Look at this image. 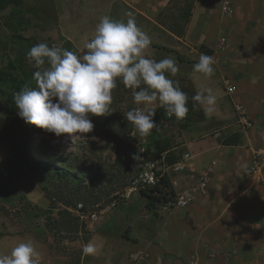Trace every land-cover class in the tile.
Here are the masks:
<instances>
[{
	"label": "crops",
	"instance_id": "1",
	"mask_svg": "<svg viewBox=\"0 0 264 264\" xmlns=\"http://www.w3.org/2000/svg\"><path fill=\"white\" fill-rule=\"evenodd\" d=\"M230 1L232 17L223 13L221 0L196 1L179 38L157 22L171 0H122L159 32L156 47L162 41L166 44L161 48L184 59L183 63L177 59L185 69L178 82H190L195 95H207L211 89L216 97L213 112L198 102L203 121L183 130L177 125L168 132L165 126L160 130L162 138L178 134L172 138L176 142L171 152L180 159L189 155L182 171L168 172L175 196L204 178L209 180L208 192L197 194L186 208L162 204L157 214L146 208V199L138 197L110 218L86 223L91 231L105 229L88 239L86 245L92 243L97 249L87 254L88 264H232L224 255L229 249L230 254L235 249L254 259L264 255V168L260 178L250 175L254 155L264 147V0ZM222 39H226L223 45ZM202 53L214 58L211 77L194 71ZM226 79L236 87L233 95L225 90ZM236 104L244 107L254 128L239 125ZM235 133L241 134V145L221 144L222 137ZM213 162L216 165L208 173ZM158 167L163 169L161 162Z\"/></svg>",
	"mask_w": 264,
	"mask_h": 264
},
{
	"label": "rangeland",
	"instance_id": "2",
	"mask_svg": "<svg viewBox=\"0 0 264 264\" xmlns=\"http://www.w3.org/2000/svg\"><path fill=\"white\" fill-rule=\"evenodd\" d=\"M183 2V0L177 2L178 8L173 10V13H178ZM23 3L25 7L16 9L15 12L18 14H15V17L10 16L14 10L12 7L0 12V70L6 66L8 59L14 58L19 49L14 38L17 34L33 40L36 45L47 43L63 49H67L65 42L71 41L78 51V56H82L87 51L85 44L94 37L96 27L103 16L126 22L129 18L128 13H132L138 27L151 38L146 57L156 61L166 57L173 58L180 70L169 78L180 81L179 79L185 77V69L178 63L175 55L165 54L153 48L159 32L151 24L135 16L122 0H24ZM36 6L39 9L35 12L30 10ZM21 21H25L26 25H20ZM159 42L161 45L166 44ZM32 66L34 67L33 64ZM117 84V88L113 90L110 112L107 116L90 117L94 130L84 134L85 138L77 134L69 140L65 136L57 137L54 133L31 125L33 127L30 136L31 154L38 161L59 163L80 177L87 200H80L78 204H84L87 211H95L108 205L127 189L131 180L139 173L137 163L133 159L130 162L134 166L133 171H137L132 176L124 179L114 168L117 157L114 138L122 124L130 129L125 114L136 107L132 90L125 87L120 80ZM14 121L25 122L19 116L17 118L12 116L10 107L0 97L2 167L9 165L12 158L6 137L9 135L8 132L10 133L8 128ZM172 125L171 123L165 125L164 131L168 132ZM176 136L178 134H171L169 137ZM172 140L176 142L175 139ZM18 165L17 170L20 174L13 178L18 193L10 197L0 196V255H10L11 250L19 243L31 241L40 253V264H88L89 257L87 254L84 255L83 249L89 237L92 238L105 229L91 231L88 225H84L85 230L78 234L59 233L58 230L52 232L49 228L54 220H60L59 210L52 209L50 198H56L61 193L60 188L66 193L71 190L70 186L74 185L66 186V182H58L55 186L51 183L43 186L40 181L42 176L40 170L33 165L31 167L24 164L22 160ZM125 180L128 185L121 189L120 185ZM139 205L140 202L133 209L135 213ZM72 212L77 216L76 212ZM48 216L52 217L51 220ZM229 250L225 251L224 255L232 259V264H264V255L254 259L250 253L240 255L233 249L230 254Z\"/></svg>",
	"mask_w": 264,
	"mask_h": 264
},
{
	"label": "clouds",
	"instance_id": "3",
	"mask_svg": "<svg viewBox=\"0 0 264 264\" xmlns=\"http://www.w3.org/2000/svg\"><path fill=\"white\" fill-rule=\"evenodd\" d=\"M128 16L126 22L103 16L94 37L85 44L87 51L82 56L46 43L32 46L26 59L37 69L33 72L36 87L25 85L14 94L19 117L57 137L71 140L78 134L85 138L84 134L94 130L90 117H103L110 112L113 90L120 80L132 90L135 104L158 100L168 115H174L177 120L186 118L189 97L178 81L169 78L179 72L177 62L170 57L160 61L147 58L151 38L138 27L132 13ZM214 62L212 56L202 53L193 66L194 71L211 77ZM46 64L48 67H44ZM206 92L207 95L201 92L191 99L206 104L207 111L213 112L216 97L211 89ZM125 115L142 137L159 129L152 108L147 111L134 108ZM83 251L94 254L97 249L89 243ZM0 264H40V253L33 242H21L10 255H0Z\"/></svg>",
	"mask_w": 264,
	"mask_h": 264
},
{
	"label": "trees",
	"instance_id": "4",
	"mask_svg": "<svg viewBox=\"0 0 264 264\" xmlns=\"http://www.w3.org/2000/svg\"><path fill=\"white\" fill-rule=\"evenodd\" d=\"M179 0H171L166 9L160 14L158 18V24L166 28L169 32L175 36L182 38L186 31V26L190 20L191 11L196 1L198 0H183V6L178 9V13H173L177 7V2ZM24 0H0V12L6 10L7 8L12 7L14 10L11 12L10 16L15 17L16 9H21L24 6ZM39 7H31L30 10L36 11ZM45 11V9H44ZM9 16V17H10ZM169 20V22H168ZM26 25L25 21H21L20 25ZM16 43L19 45V49L15 54L14 58L8 59L6 66L0 70V97L3 99V102L10 107L12 116H19L17 109L14 104L13 96L16 92H19L24 88L25 85H28L31 88L36 87V82L33 80V72L36 71L31 63L26 59L27 52L31 49L32 46L36 45L33 40L24 38L20 34L14 36ZM67 50L73 51L78 55L77 49L72 45L71 41H66ZM47 44V43H46ZM49 47H52L48 44ZM161 49L168 54L174 53L173 50L165 47H156ZM206 54H209L207 51ZM177 59L179 62L183 63L184 59L179 56L177 53ZM179 87L183 92H185L188 97V108L189 113L186 118L178 123V129L183 130L194 123L203 121L205 118L204 111L199 106L198 102L192 101L191 97L195 96V91L190 82H180ZM195 105V106H194ZM154 120L159 126L158 130H153L150 134V144H149V154L154 158H159L161 154L166 153V164L168 166L173 165L180 158L171 150L174 148L173 140L170 137L162 138L160 135V130L162 128L172 123V120L167 118V113L164 108L155 110ZM130 129L126 125L122 124L119 130V133L114 138L116 144V160L114 163V168L117 169L122 178H127L132 176L136 171L130 160H135L138 166V160L134 159L133 148H134V139L131 136V122ZM32 126L25 123L14 121L9 126L10 133L6 139L10 147L12 158L9 165L6 167L0 166V196L10 197L18 193L13 178L20 173L18 172V162L22 160L24 164H27L32 167V165L40 170L42 173L41 183L46 186L48 183H51L53 186L57 185L58 182H66V186L70 184L74 186L69 192H62L56 196V198H50L52 209H58V214L60 220H54L53 225L50 224V230L55 232L56 230L68 233H80L85 230V224L81 223L80 218L72 212V209H75L80 200H87L84 197L83 182L80 177L63 165L59 163H54L52 161H38L31 154V142L30 136L32 133ZM221 144L224 146H237L242 144V136L239 133L229 134L220 140ZM153 153V154H152ZM6 180V182H2ZM132 181V180H131ZM131 183V182H130ZM129 183V185H130ZM128 185L127 181L122 183V188H125ZM59 186V185H58ZM60 187V186H59ZM46 190V187H44ZM141 197L146 199V208L149 211H152L154 214H157L159 206L162 204H169L173 201L175 193L171 186V181L166 175L162 176L157 183V185L146 188L141 191ZM58 204L61 206H58ZM72 208V209H71ZM48 214H51L48 212ZM51 220V216H48ZM81 223V224H80ZM49 225V224H48ZM85 225V226H84ZM60 228V229H58ZM62 229V230H61Z\"/></svg>",
	"mask_w": 264,
	"mask_h": 264
},
{
	"label": "built area",
	"instance_id": "5",
	"mask_svg": "<svg viewBox=\"0 0 264 264\" xmlns=\"http://www.w3.org/2000/svg\"><path fill=\"white\" fill-rule=\"evenodd\" d=\"M222 1V11L228 16L232 17L234 15V9L230 0H221ZM226 42V39H222V45ZM224 87L228 95H233L236 92V87L229 79H226L224 82ZM135 108H140L144 111H147L149 108L154 110L163 108L160 106L159 101L152 102L151 104H141L137 105ZM235 111L237 114V121L240 126L245 130H250L254 128V123L246 115L245 109L242 105L236 104ZM264 115V112H263ZM167 118L172 120L173 125H177L182 120H177L174 115L170 116L167 114ZM131 136L134 139V148L133 154L138 160L139 173L131 181L127 189L122 193L117 195L113 201H111L105 207H102L95 211H87L84 204L79 203L77 207L73 210L76 212L77 216L80 218V221L84 224L88 222H101L105 219L110 218L114 213L119 209L129 208L134 200L138 197H141V191L146 188H151L159 182L162 176L168 175L169 171L174 173L180 172L185 168V163L189 159V155H185L182 159L176 161L173 165L168 166L165 161V155L161 154L159 158H154L149 154V144H150V135L142 137L139 135L133 124L131 123ZM161 162L163 169L158 167V163ZM216 165L215 162L212 163V166L208 169V173L213 171V167ZM264 168V147L258 150L253 158L252 165L250 167V175L256 178H260L262 170ZM208 179H201V181L194 187L189 190L176 195L170 206L177 208H186L193 204L197 194L206 195L208 192Z\"/></svg>",
	"mask_w": 264,
	"mask_h": 264
}]
</instances>
